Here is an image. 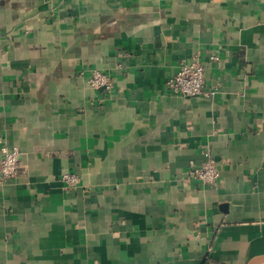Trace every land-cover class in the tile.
Here are the masks:
<instances>
[{"label": "crops", "instance_id": "obj_1", "mask_svg": "<svg viewBox=\"0 0 264 264\" xmlns=\"http://www.w3.org/2000/svg\"><path fill=\"white\" fill-rule=\"evenodd\" d=\"M195 56L215 93H169ZM263 107L264 0H0V264L264 258Z\"/></svg>", "mask_w": 264, "mask_h": 264}, {"label": "built area", "instance_id": "obj_2", "mask_svg": "<svg viewBox=\"0 0 264 264\" xmlns=\"http://www.w3.org/2000/svg\"><path fill=\"white\" fill-rule=\"evenodd\" d=\"M210 58L216 61L219 57L213 54ZM117 65L118 68L123 66L122 63ZM205 68V64L196 56L190 61L183 60L175 75L167 81L169 93L181 96L203 95L211 97L215 91L206 88ZM87 82L92 88H103L110 91L114 80L111 73L92 69ZM260 114L264 121V107L261 109ZM205 156L206 159L200 166H196L192 162V174L205 185L215 184L220 178V169L210 150L205 153ZM21 167L19 150L16 147L3 145L0 156L1 180L17 177ZM62 180L70 188L79 184L80 177L76 173L66 172L62 175Z\"/></svg>", "mask_w": 264, "mask_h": 264}, {"label": "water", "instance_id": "obj_3", "mask_svg": "<svg viewBox=\"0 0 264 264\" xmlns=\"http://www.w3.org/2000/svg\"><path fill=\"white\" fill-rule=\"evenodd\" d=\"M261 263H264V258H259L252 262V264H261Z\"/></svg>", "mask_w": 264, "mask_h": 264}]
</instances>
